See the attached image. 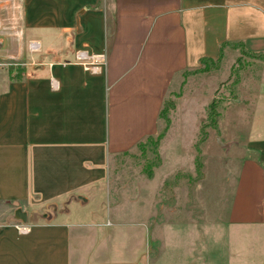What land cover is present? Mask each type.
Instances as JSON below:
<instances>
[{"label": "crops", "instance_id": "crops-1", "mask_svg": "<svg viewBox=\"0 0 264 264\" xmlns=\"http://www.w3.org/2000/svg\"><path fill=\"white\" fill-rule=\"evenodd\" d=\"M0 30L16 31L0 60V264H156L142 220L102 221L84 207L103 189L108 154L157 133L182 74L217 58L222 43L264 53V0H0ZM82 50L88 59L77 61ZM253 134L226 144L246 154L218 221L215 264H264V127ZM69 195L84 202L63 210ZM48 203L58 209L49 223L4 224L15 205L28 213Z\"/></svg>", "mask_w": 264, "mask_h": 264}, {"label": "rangeland", "instance_id": "rangeland-1", "mask_svg": "<svg viewBox=\"0 0 264 264\" xmlns=\"http://www.w3.org/2000/svg\"><path fill=\"white\" fill-rule=\"evenodd\" d=\"M15 32L0 30V60H5L8 42ZM30 55L33 60L41 56ZM200 67L201 72L182 74L173 87L186 79L184 86L166 98L174 100V108L168 114L169 124L158 144L160 163L153 169L152 177L147 179L143 174L147 167L145 159H153L149 153L151 143H143V154L136 148L119 155L109 153L103 189L89 195L84 207L95 210L93 217L96 215L95 219L102 221L142 220L146 226L143 250L149 255L153 248V256L160 250L156 264H215L216 257L210 253L223 248L218 221L227 214L240 158L246 154L235 145L227 152L222 145L228 141L243 145L253 137L254 130L264 127L261 58L244 53L237 45H227L221 49L217 62ZM8 69H13L11 61ZM211 102L218 113L216 128H204L207 138L196 145L200 122L209 123L205 107ZM162 128L159 119L158 131ZM177 147L183 149L182 154L174 153ZM197 163L200 174L196 171ZM175 172L187 178L178 179L176 187L162 190L165 179ZM160 221H167V225L158 230ZM181 222L185 223L183 229L172 228ZM189 223L192 226L187 228ZM156 231L161 237L159 241L152 238ZM195 250L208 254H193ZM219 261L225 264L224 259L217 264Z\"/></svg>", "mask_w": 264, "mask_h": 264}, {"label": "trees", "instance_id": "trees-1", "mask_svg": "<svg viewBox=\"0 0 264 264\" xmlns=\"http://www.w3.org/2000/svg\"><path fill=\"white\" fill-rule=\"evenodd\" d=\"M227 45H237L241 51H243L244 53H247L249 55H251L252 57H255V58H261V60L264 62V53H260V52H257V53H251V52H248L246 50H244L243 46L241 43H232V44H226V43H222L220 44V47H219V54L217 56V58L215 59H207V58H202L200 59V65H203L207 62H217L219 60V57H220V52H221V49L224 47V46H227ZM201 67H199L198 69L196 70H192L190 72H188V74L190 73H195V72H201ZM174 108V100H165L160 108V111L158 113V118L162 120L163 122V128L159 131H157L156 134H154L153 136H148L146 138H144V140H142L141 142H139L138 144H136L135 148L140 150L142 152V154L144 153V149L145 148H142L143 146V143L145 142H149L151 143L149 146V153L152 155V158L153 159H150V160H146L145 159V162L147 164V167H145L144 169L146 170H143V174L145 175V177L147 179L151 178L152 177V171L154 168L158 167L159 166V163H160V158H159V155H158V152H157V148H158V144L163 136V134L165 133V130L169 124V121H168V114L171 110H173ZM205 119L208 120L209 123H207L206 125H201V122H200V128H199V134H198V139L196 141V145L199 144L200 142H203L205 139H206V136H207V133L206 131H204V128L206 129L207 127L208 128H213L215 129L216 128V124H217V120H218V113L215 112V109H213V105H212V102L209 103L206 107H205ZM200 168V164L197 163L196 164V171H197V174H200L198 172ZM187 178L186 176L184 175H181L180 172H175L173 174H171L170 176H168L163 185H162V190H165L167 188H171V187H176L177 185V182H178V179H185ZM174 179V181H173ZM177 180V181H176Z\"/></svg>", "mask_w": 264, "mask_h": 264}, {"label": "water", "instance_id": "water-1", "mask_svg": "<svg viewBox=\"0 0 264 264\" xmlns=\"http://www.w3.org/2000/svg\"><path fill=\"white\" fill-rule=\"evenodd\" d=\"M226 147V144L222 145V148L226 149ZM70 201L77 202L80 204L84 202V199L78 195H69L65 199L64 203L61 204V209L64 210L66 208V205ZM57 212V205L54 203L46 204L40 211H30L28 213L22 211L19 207L15 205L12 214L5 219L4 224L7 225L9 223H12L26 225L27 223H36L37 221L49 223L54 218Z\"/></svg>", "mask_w": 264, "mask_h": 264}, {"label": "built area", "instance_id": "built-area-1", "mask_svg": "<svg viewBox=\"0 0 264 264\" xmlns=\"http://www.w3.org/2000/svg\"><path fill=\"white\" fill-rule=\"evenodd\" d=\"M28 49L31 51V52H34V51H37L38 50V44L35 42V41H30L28 43ZM74 56H75V59L77 61H82V60H86L88 59V56H87V53L86 51H77L74 53ZM99 61V59L97 60ZM101 61V60H100ZM16 229L20 232V233H25L28 231V228L25 227V226H15Z\"/></svg>", "mask_w": 264, "mask_h": 264}]
</instances>
